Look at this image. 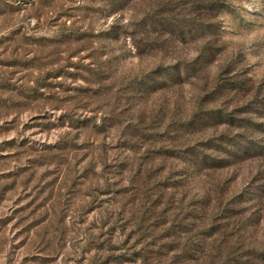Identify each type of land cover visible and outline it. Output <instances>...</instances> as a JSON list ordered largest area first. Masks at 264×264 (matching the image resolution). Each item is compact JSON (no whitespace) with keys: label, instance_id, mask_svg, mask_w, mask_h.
<instances>
[{"label":"rangeland","instance_id":"obj_1","mask_svg":"<svg viewBox=\"0 0 264 264\" xmlns=\"http://www.w3.org/2000/svg\"><path fill=\"white\" fill-rule=\"evenodd\" d=\"M252 98L264 0H0V264H185V233L264 166L189 170L251 135L189 124L252 119Z\"/></svg>","mask_w":264,"mask_h":264},{"label":"trees","instance_id":"obj_2","mask_svg":"<svg viewBox=\"0 0 264 264\" xmlns=\"http://www.w3.org/2000/svg\"><path fill=\"white\" fill-rule=\"evenodd\" d=\"M196 60L201 64H207V59L200 56H197ZM239 88L236 86L228 88V90L237 92ZM259 107L261 110L264 108V106L262 108L258 105V102H255L253 98L248 99L242 106L241 113L250 115L252 119L223 118V115L213 110L207 111L205 116L192 119L189 125L195 127L199 126L202 121L217 120L220 124L236 121L237 124L231 125H237V127L250 132L251 135L236 142L233 139L229 143L235 148L233 150L226 148L222 144L223 140L203 142L201 144L202 152L189 154L188 157L191 159L189 170L203 169L204 171L217 172L249 160H258L264 164V140L260 141L253 136L264 133V122L260 120L264 119V111H262V116H259L258 114L261 113ZM206 123L204 122V124ZM222 150L225 152H221ZM192 177L197 176L192 175ZM209 196L210 194H206L205 198L208 200ZM226 202L228 206L237 207V209L228 207L218 213L220 209L218 205L221 200L214 199L211 211H208L205 216L203 222L205 226L200 233L199 244L192 242L193 236H189L190 232L185 233L188 236L187 244L184 246L185 254H183L185 264H190L194 260H200L201 264H264V239L258 241L257 238L258 231L264 222V166L256 171L255 176L243 191L231 195ZM233 219H236V222L230 223L229 221ZM169 251L178 253L174 245L170 246ZM195 256L198 259H195Z\"/></svg>","mask_w":264,"mask_h":264}]
</instances>
